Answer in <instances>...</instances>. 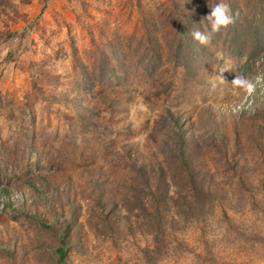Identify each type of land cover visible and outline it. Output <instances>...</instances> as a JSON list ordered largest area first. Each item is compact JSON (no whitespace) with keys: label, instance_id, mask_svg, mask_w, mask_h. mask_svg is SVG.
Segmentation results:
<instances>
[{"label":"rangeland","instance_id":"1","mask_svg":"<svg viewBox=\"0 0 264 264\" xmlns=\"http://www.w3.org/2000/svg\"><path fill=\"white\" fill-rule=\"evenodd\" d=\"M219 2L239 23L240 58L229 27L192 72L168 51L172 7L200 23ZM258 11L256 0H0V264H55L64 226L65 264H264V80L252 95L231 84ZM103 57L113 83L92 75ZM74 60L95 101L83 110L60 98L80 79ZM249 68L264 77V34ZM168 113L200 193L174 163Z\"/></svg>","mask_w":264,"mask_h":264},{"label":"trees","instance_id":"2","mask_svg":"<svg viewBox=\"0 0 264 264\" xmlns=\"http://www.w3.org/2000/svg\"><path fill=\"white\" fill-rule=\"evenodd\" d=\"M256 7H258V20L256 21V24L252 26V29L250 30V38L252 39V49H250L248 55L245 59H243L238 67L236 68L235 74L236 75H244L247 76L250 73L249 68V61L251 59V55L254 53L257 45L259 44L260 36L264 34V0H256ZM232 12V10H231ZM171 19H174V37L172 38L173 41L170 47L168 48V51L170 52L171 56L180 58V62L182 65L187 64L186 69L191 70L192 72L197 70L200 62H204V60H214V57H212V53L207 50L205 45L199 44V42L195 41L191 35V32L194 29H199L203 31L204 27L206 26V19L203 16L202 22H197L196 20L192 19L190 14L186 11H182L181 8L178 6V4H174L171 11ZM180 19H177V18ZM232 29L231 34V43L230 46L233 48V52L235 50L236 54L234 53L236 58L239 57V52L237 49V44L240 42L242 35L240 34L239 30V23H237L235 19V23L230 26ZM262 32V33H261ZM262 34V35H261ZM145 39L147 46L150 45L151 48H148V51L150 53L149 61L151 64L155 61L152 59H155V42H152L149 38L148 31L145 32ZM140 43V42H139ZM71 52H74V47L71 45ZM236 48V49H235ZM173 54V55H172ZM173 57V58H174ZM75 64L78 67L79 76L80 79L75 81L73 83L72 93L68 92L69 90L65 92H60V98L64 102H73V104L83 110L84 105L87 102H91L92 104L95 101H92V99H89L88 96L83 91H90V84L88 83L89 77L87 75V71L83 67V65L80 62H77L74 60ZM119 64V63H116ZM94 78H97L99 82H101V78L105 77L106 79H113L115 77V69L114 65H112L109 61H107L106 57L100 58L97 64V67H95ZM68 93V95H67ZM168 118H170V123L173 128V136L176 138L177 142V148L175 149L174 154L172 155V158L174 160V163L177 165V167L183 172V180L187 187L192 191V193H200L197 190L196 184L194 182V176L191 170L189 169L188 162L183 154L182 150V134L180 131V126L178 125V122L175 118L172 117L170 113L167 114ZM10 207V203L3 204V208H6V206ZM11 209V208H10ZM12 210V209H11ZM12 212H14L12 210ZM10 218L15 219V215H10ZM24 218L28 222H33L35 224H39V228L43 230H50L51 227L46 224V222L41 221L40 219H37L35 215L25 214ZM67 232V227L64 226L60 232V234L57 236V247L54 250L53 257L55 264H65L64 259L67 252V241L65 239V235Z\"/></svg>","mask_w":264,"mask_h":264},{"label":"clouds","instance_id":"3","mask_svg":"<svg viewBox=\"0 0 264 264\" xmlns=\"http://www.w3.org/2000/svg\"><path fill=\"white\" fill-rule=\"evenodd\" d=\"M210 9V14L206 17L210 30L203 32L199 29H194L191 32L193 39L199 42V44L205 46L211 42L212 35L214 33H218L221 30H227L235 23V17L227 3L219 2L216 4H211ZM219 78L223 80L221 76ZM261 80H264V77H257L256 81H253L244 75H235V78L231 84L235 90H238V92L252 95L256 91L257 83H259Z\"/></svg>","mask_w":264,"mask_h":264}]
</instances>
